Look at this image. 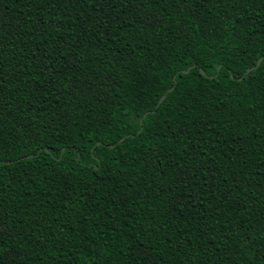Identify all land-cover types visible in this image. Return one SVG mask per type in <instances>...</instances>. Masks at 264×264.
Masks as SVG:
<instances>
[{"label":"trees","instance_id":"obj_1","mask_svg":"<svg viewBox=\"0 0 264 264\" xmlns=\"http://www.w3.org/2000/svg\"><path fill=\"white\" fill-rule=\"evenodd\" d=\"M263 55L264 0H0V264H264Z\"/></svg>","mask_w":264,"mask_h":264},{"label":"water","instance_id":"obj_2","mask_svg":"<svg viewBox=\"0 0 264 264\" xmlns=\"http://www.w3.org/2000/svg\"><path fill=\"white\" fill-rule=\"evenodd\" d=\"M263 57H264V55H263ZM261 58H262V56H260V57H258V58L256 59L255 64L253 65V68H255V67L258 65V63L260 62ZM199 71L201 72V74H204L203 71H202L201 69H200ZM182 72H186V69L183 70ZM162 98H163V95L160 96V98H159L158 101H160Z\"/></svg>","mask_w":264,"mask_h":264}]
</instances>
